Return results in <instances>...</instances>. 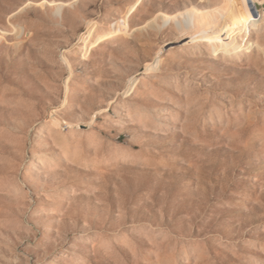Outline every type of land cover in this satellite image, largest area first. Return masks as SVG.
Here are the masks:
<instances>
[{
	"label": "rangeland",
	"instance_id": "1",
	"mask_svg": "<svg viewBox=\"0 0 264 264\" xmlns=\"http://www.w3.org/2000/svg\"><path fill=\"white\" fill-rule=\"evenodd\" d=\"M264 0H0V264H264Z\"/></svg>",
	"mask_w": 264,
	"mask_h": 264
},
{
	"label": "water",
	"instance_id": "2",
	"mask_svg": "<svg viewBox=\"0 0 264 264\" xmlns=\"http://www.w3.org/2000/svg\"><path fill=\"white\" fill-rule=\"evenodd\" d=\"M255 7H256L255 15L261 16L264 12V3L263 4L257 3Z\"/></svg>",
	"mask_w": 264,
	"mask_h": 264
}]
</instances>
